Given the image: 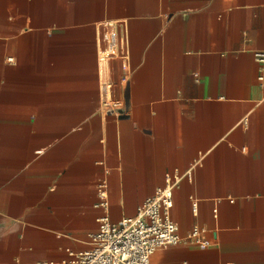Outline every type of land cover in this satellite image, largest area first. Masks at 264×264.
I'll return each mask as SVG.
<instances>
[{"label": "crops", "instance_id": "0c3cea01", "mask_svg": "<svg viewBox=\"0 0 264 264\" xmlns=\"http://www.w3.org/2000/svg\"><path fill=\"white\" fill-rule=\"evenodd\" d=\"M176 174L150 263L264 264V0H0V264H63Z\"/></svg>", "mask_w": 264, "mask_h": 264}, {"label": "built area", "instance_id": "2783aa9c", "mask_svg": "<svg viewBox=\"0 0 264 264\" xmlns=\"http://www.w3.org/2000/svg\"><path fill=\"white\" fill-rule=\"evenodd\" d=\"M257 57L262 55L258 53ZM184 176L190 178V171ZM180 179L179 174L167 178L163 187L144 200L133 218L117 223L106 216L100 218L90 248L71 254L63 264H151L150 257L157 248L181 240L171 217L173 191ZM100 197L106 198L105 193L101 192ZM105 204L103 201L102 205ZM199 234L200 229L194 227L188 238L200 242Z\"/></svg>", "mask_w": 264, "mask_h": 264}, {"label": "bare ground", "instance_id": "6f19581e", "mask_svg": "<svg viewBox=\"0 0 264 264\" xmlns=\"http://www.w3.org/2000/svg\"><path fill=\"white\" fill-rule=\"evenodd\" d=\"M109 37H110V38H109V44L112 43V44H111V50H112V49H113V44H114V43H113V42H110V41H112V37H111V35H110Z\"/></svg>", "mask_w": 264, "mask_h": 264}]
</instances>
